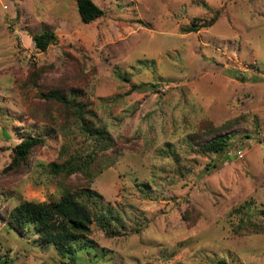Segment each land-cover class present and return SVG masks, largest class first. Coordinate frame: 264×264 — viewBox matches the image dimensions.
<instances>
[{
	"label": "rangeland",
	"instance_id": "rangeland-1",
	"mask_svg": "<svg viewBox=\"0 0 264 264\" xmlns=\"http://www.w3.org/2000/svg\"><path fill=\"white\" fill-rule=\"evenodd\" d=\"M92 1L103 14L82 23L74 0H0V264H66L6 214L78 186L118 225L106 236L91 223L97 251L74 264H264V232L253 231L264 226V0ZM213 13L210 26L180 30ZM42 30L55 39L39 51L31 35ZM56 86L81 89L110 147L37 95ZM225 123L223 151L187 146L192 131ZM27 136L44 142L7 169ZM91 150L116 158L90 181L48 170Z\"/></svg>",
	"mask_w": 264,
	"mask_h": 264
},
{
	"label": "trees",
	"instance_id": "trees-1",
	"mask_svg": "<svg viewBox=\"0 0 264 264\" xmlns=\"http://www.w3.org/2000/svg\"><path fill=\"white\" fill-rule=\"evenodd\" d=\"M79 20L89 23L103 14L92 0H74ZM215 20V15L208 19L194 18L180 26L182 32L197 31L200 28L210 26ZM31 39L34 47L43 51L54 41L55 36L49 30H42L32 34ZM126 74L118 77L128 81ZM144 83H132L131 88L136 89ZM37 95L48 101L59 103L62 114L79 131L87 134L93 141L103 148L110 147L112 140L102 126H94L91 123L90 111L80 99L81 89L69 87L64 89L60 86L40 90ZM228 123L221 127L212 128L207 126L198 128L187 135V146L198 155L207 153H219L226 149L233 132ZM223 131V132H222ZM44 142L41 136L22 138L11 149V159L7 169H18L27 161L28 155L34 146ZM96 150H91L83 155H70L61 163H49L48 170L58 176H69L80 173L87 181L98 174L106 166L115 160V152L110 155H97ZM98 196L90 188L78 186L74 189L62 188L56 200L29 201L22 200L12 207L6 214L7 226L20 235L33 236L41 245L51 246L56 256L64 260L66 264H74L78 254L82 251H97L94 243L87 237L90 232V224L94 223L106 236L113 235L117 228L115 217L111 211L98 208ZM264 219V212H262ZM122 225H120L121 227ZM253 227V224L250 225ZM117 230V229H116ZM255 232H264L263 227L254 225ZM100 249V248H99ZM219 264H225L218 261Z\"/></svg>",
	"mask_w": 264,
	"mask_h": 264
}]
</instances>
